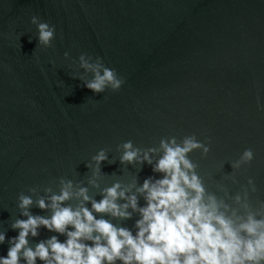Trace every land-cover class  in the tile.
<instances>
[{
	"label": "water",
	"instance_id": "1",
	"mask_svg": "<svg viewBox=\"0 0 264 264\" xmlns=\"http://www.w3.org/2000/svg\"><path fill=\"white\" fill-rule=\"evenodd\" d=\"M33 16L55 28L51 47L38 45ZM81 54L114 69L125 80L121 89L98 95L73 79L83 75ZM191 135L210 147L206 157L201 151L188 157L206 192L239 208L233 198L247 189L250 208L258 210L264 203V0H0V233H6L0 257L18 235L14 221L26 219L19 194L32 196L33 215L48 217L36 200L47 198L46 187L59 192L64 178L98 202L116 182L124 187L135 180L139 187L162 178L148 164L121 165L118 145L158 148L161 139ZM101 149L109 162L93 187L86 164ZM246 149L254 159L233 169ZM33 187L35 194L28 191ZM103 218L135 234L140 217ZM53 235L67 239L40 228L29 246Z\"/></svg>",
	"mask_w": 264,
	"mask_h": 264
},
{
	"label": "clouds",
	"instance_id": "2",
	"mask_svg": "<svg viewBox=\"0 0 264 264\" xmlns=\"http://www.w3.org/2000/svg\"><path fill=\"white\" fill-rule=\"evenodd\" d=\"M31 24L37 27L38 45L51 47L55 28L37 16L31 17ZM64 57L68 59V53ZM79 68L83 75L73 79L78 78L94 94L109 89L118 92L125 83L99 57L93 60L81 54ZM116 150L121 153V165L148 164L162 178L150 177L139 187L135 180L124 187L116 182L102 192L103 198L98 202L90 199L87 188L74 191L73 181L60 178L59 192L46 187L43 191L47 198L40 196L36 200L39 209L51 212L48 217L33 215L29 211L32 196L19 194L17 207L26 219H16L12 224L18 235L7 240V255L0 257V264H37L38 260L41 264H264V203L253 211L245 189L243 195L233 198L239 208H231L223 199L206 192L197 173L198 165L188 158L193 151H201L206 157L210 151L206 142L191 135L180 142L175 137L161 139L158 148L148 149L134 147L132 141H127ZM107 151L99 150L86 164L93 173L89 181L93 187H98L96 181L102 178L101 165L109 162ZM157 155L153 163V156ZM253 159V151L246 149L231 167L239 169ZM248 185L255 192L251 179ZM132 188L143 196L145 206H139L137 194H128ZM28 191L35 194L37 188ZM74 198L83 201L75 208L67 203ZM120 200L125 203H118ZM87 203L91 209L85 206ZM240 209L244 215L239 214ZM132 213L140 217L135 222V234L103 218L130 220ZM40 228L67 239L61 242L53 235L33 248L29 237H38ZM5 242L6 233H0V244Z\"/></svg>",
	"mask_w": 264,
	"mask_h": 264
}]
</instances>
